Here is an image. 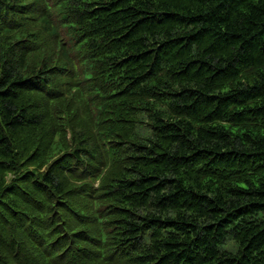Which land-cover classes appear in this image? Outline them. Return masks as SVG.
Here are the masks:
<instances>
[{"label": "trees", "instance_id": "1", "mask_svg": "<svg viewBox=\"0 0 264 264\" xmlns=\"http://www.w3.org/2000/svg\"><path fill=\"white\" fill-rule=\"evenodd\" d=\"M0 264H264V0H0Z\"/></svg>", "mask_w": 264, "mask_h": 264}, {"label": "rangeland", "instance_id": "2", "mask_svg": "<svg viewBox=\"0 0 264 264\" xmlns=\"http://www.w3.org/2000/svg\"><path fill=\"white\" fill-rule=\"evenodd\" d=\"M224 248L229 249L230 251H235L237 246L230 240L227 239L225 244L223 245Z\"/></svg>", "mask_w": 264, "mask_h": 264}]
</instances>
